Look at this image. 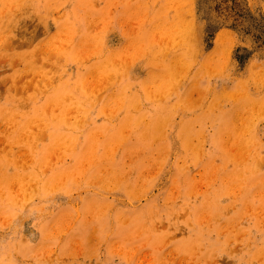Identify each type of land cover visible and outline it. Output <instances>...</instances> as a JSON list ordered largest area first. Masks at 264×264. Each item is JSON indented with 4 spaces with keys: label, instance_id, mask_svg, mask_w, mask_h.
<instances>
[{
    "label": "rangeland",
    "instance_id": "1",
    "mask_svg": "<svg viewBox=\"0 0 264 264\" xmlns=\"http://www.w3.org/2000/svg\"><path fill=\"white\" fill-rule=\"evenodd\" d=\"M0 264H264V0H0Z\"/></svg>",
    "mask_w": 264,
    "mask_h": 264
}]
</instances>
